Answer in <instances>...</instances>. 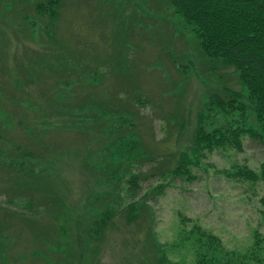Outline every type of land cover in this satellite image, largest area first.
<instances>
[{
  "label": "rangeland",
  "instance_id": "1",
  "mask_svg": "<svg viewBox=\"0 0 264 264\" xmlns=\"http://www.w3.org/2000/svg\"><path fill=\"white\" fill-rule=\"evenodd\" d=\"M43 1L0 0V264H231L256 235L264 243V182L222 173H259L264 145L245 136L243 152L193 153L201 126L227 123L204 109L221 85L244 95L248 110L234 118L257 124L236 71L212 73L168 0H62L54 26L37 13ZM106 103L121 105L134 129L97 120ZM184 154L188 177L172 172ZM115 170L120 183L100 176ZM146 192L149 207L130 219ZM108 206L117 214L85 247V227Z\"/></svg>",
  "mask_w": 264,
  "mask_h": 264
},
{
  "label": "trees",
  "instance_id": "2",
  "mask_svg": "<svg viewBox=\"0 0 264 264\" xmlns=\"http://www.w3.org/2000/svg\"><path fill=\"white\" fill-rule=\"evenodd\" d=\"M61 2L62 0L40 2L36 7L37 13L40 15L46 14L50 23L54 26L59 17ZM167 2L171 9L173 8L175 14L191 28L203 57L214 65L210 68L212 73H216V69H219V67H230L236 71L239 84L247 90L249 98L253 102L257 122V124L248 126L246 123L234 118L237 112H240L244 117L248 110V106L242 102L244 95L240 91L234 90L228 85L215 88V91L208 97L204 109L207 112L218 110L227 123L212 131L203 126L199 128L193 149L194 158L198 159L199 152L204 147L209 148L210 151L216 148H229L237 152H243V138L245 136L258 140L264 145V0H168ZM56 58L58 59L59 56ZM82 107L86 109L85 105ZM119 107L121 105L114 107L113 105H107V103L101 105V107L98 106L95 114L100 115L97 116V120L110 115L111 118L116 119L120 127H126L127 124V127L134 129V122H131L128 117L120 115L126 113L123 108L119 111ZM83 109L81 108L82 112ZM114 109L118 111L114 112ZM82 116L84 121H88L90 118L93 120L95 117L86 118L84 112ZM133 136L136 137L137 135L133 133ZM134 143L137 144V141ZM23 156L26 158L31 157V159L38 157L26 149ZM13 160V158L9 160L10 164L15 163L12 164L13 167L19 166L17 173L19 176H24L25 162L17 164ZM178 162L177 167L172 172L177 176L184 175L188 177V167L194 161L184 154L183 160ZM222 173L241 181L264 182V161L261 164L259 173L247 166H238L232 171L225 170ZM100 176L105 177L109 182L111 181V184L120 183L122 180L117 170L112 173H109V171L104 172ZM138 182V175H131L126 181L132 199H135L139 193L140 186ZM148 197L146 192L138 200L132 201L128 206L131 214L130 219H137V205H142L144 209L147 206L149 207ZM261 204L264 221V197ZM117 212L115 206H108L104 212L93 220V228L92 226L85 227V236L81 240L85 247L92 244L90 239H96V242L101 240L105 228L109 226ZM88 236L90 237L89 240L86 239ZM207 238L213 240L211 241L213 245L219 244L214 237ZM151 242L155 247L156 243L153 236ZM152 251L154 250H150V254ZM233 255L235 259L230 262L231 264H264L263 239L261 236L256 235L255 243L251 249L246 253L233 252Z\"/></svg>",
  "mask_w": 264,
  "mask_h": 264
}]
</instances>
